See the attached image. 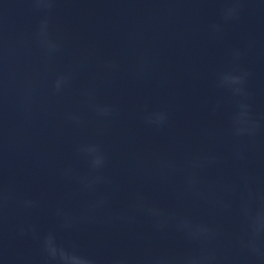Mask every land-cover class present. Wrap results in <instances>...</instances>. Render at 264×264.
<instances>
[{
	"label": "water",
	"instance_id": "obj_1",
	"mask_svg": "<svg viewBox=\"0 0 264 264\" xmlns=\"http://www.w3.org/2000/svg\"><path fill=\"white\" fill-rule=\"evenodd\" d=\"M230 3L56 0L47 13L34 10L31 0H0V185L14 196L0 217V264H43L40 241L19 235L28 225L41 237L54 232L58 243L75 244L97 264L118 257L137 264L198 249L174 227L155 231L153 221L131 207L137 193L166 213L215 228L218 255L243 264L238 240L245 221L238 195L224 189L240 185L246 168L257 178L253 188L264 192V138L246 165L234 159L229 117L236 99L216 83L223 72L247 71L246 102L254 119L264 122V0H241L238 18L224 22L222 10ZM45 16L51 36L62 45L51 60L35 39ZM214 24L221 25L219 34L211 31ZM233 49L242 53L235 63ZM108 61L119 69H106ZM65 72L74 74L73 81L53 95L56 76ZM88 90L91 101L83 95ZM93 103L112 105L116 112L99 118ZM157 110L169 115L163 129L143 121L146 112ZM73 113L83 123H72ZM206 129L216 131L214 140L203 135ZM86 144H99L108 161L102 174L110 183L94 193L83 191L77 179L89 172L77 152ZM189 152L220 159L200 173L202 189H211L208 202L178 199L184 176L156 171L157 157L182 164ZM68 168L71 177L62 175ZM99 197H107L108 204L89 222L86 208ZM25 199L37 206L20 207L18 201ZM218 200L231 208L219 207ZM58 208L76 221L74 227H62ZM120 216H135V222L123 223L116 219Z\"/></svg>",
	"mask_w": 264,
	"mask_h": 264
},
{
	"label": "clouds",
	"instance_id": "obj_2",
	"mask_svg": "<svg viewBox=\"0 0 264 264\" xmlns=\"http://www.w3.org/2000/svg\"><path fill=\"white\" fill-rule=\"evenodd\" d=\"M56 0H31V4L36 11L51 13L55 7ZM241 11V0H231L230 6L222 10V19L228 22L238 18ZM214 34H219L222 27L219 24L211 26ZM36 42L43 51L45 58L51 60L60 53L62 45L50 34V19L45 16L38 26ZM233 62L241 59L240 50L233 49L231 52ZM104 67L111 71H117L119 64L113 61L105 63ZM250 74L247 71L234 69L223 72L218 76L216 87L228 90L232 97L236 99V107L229 117V130L236 142L233 148V157L242 164H247L250 154L255 153L258 141L264 138V122L254 119L251 105L247 103L249 92L246 89L247 78ZM74 79L72 72L60 73L56 76L52 85V94L59 95L71 84ZM86 99L92 100L91 90L83 93ZM95 114L99 118H110L114 116L116 109L112 105L91 104ZM218 108V106H217ZM215 111V110H214ZM68 119L76 124L83 123L80 115L70 114ZM169 120L166 110L146 112L143 117L144 123L155 129H163ZM203 135L208 140L216 138V131L206 129ZM77 152L81 154L88 163L89 172L85 176L77 177L83 191L96 192L98 186L110 183L102 174L107 166V156L99 144H86L78 147ZM220 159L215 154H193L189 152L182 164L175 160L157 157L155 168L162 176H172L182 174L184 176V188L178 195V199L190 196L197 201L208 202L211 197V189L205 191L201 187L200 173L207 168L216 165ZM73 170L65 169L62 175L71 177ZM256 177L246 168L240 171V185H228L225 191L232 195H238L240 214L245 221V232L238 240V246L245 254L243 264H264V192L253 188ZM114 190H118L114 189ZM14 200L13 194L0 185V217L4 208L9 202ZM19 206L24 209H32L37 206V202L31 199L18 201ZM217 205L223 209H230L231 203L223 200L216 201ZM108 204L107 197H99L91 202L86 208V218L89 222H95L93 213L104 209ZM135 212H139L153 221V228L157 232H163L169 227L182 235L190 244L198 245V249L189 251L183 255L160 254L140 260L137 264H241L240 261L230 260L227 257L218 255L217 247L219 233L215 228L204 222H194L188 217L166 213L157 205L141 193H137L131 205ZM56 216L62 221V227L69 229L75 226L76 221L70 218L63 209H57ZM117 220L132 224L135 216H120ZM20 236L31 235L33 239H38L41 244L43 264H97V262L86 255L80 253L75 244L65 246L58 243L56 234L48 232L42 237L39 236L34 226L22 227ZM112 264H130L126 257H118Z\"/></svg>",
	"mask_w": 264,
	"mask_h": 264
}]
</instances>
